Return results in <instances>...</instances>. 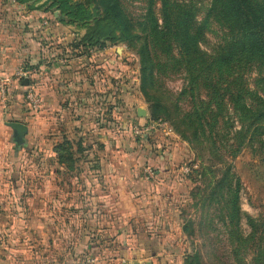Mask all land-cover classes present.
I'll use <instances>...</instances> for the list:
<instances>
[{
  "label": "rangeland",
  "instance_id": "1",
  "mask_svg": "<svg viewBox=\"0 0 264 264\" xmlns=\"http://www.w3.org/2000/svg\"><path fill=\"white\" fill-rule=\"evenodd\" d=\"M72 2L74 4L83 3V0H73ZM121 2L125 12L132 19L140 21L147 13L148 0H121ZM189 2L196 4L197 21L206 22L205 38L200 47L208 54H213L220 45L225 44L228 40L229 31L209 18L208 11L212 0L185 1V3ZM46 3L48 0H30L29 3L21 6L25 7V10H28L29 7L32 11L46 12ZM179 3H182V0H179ZM19 5L16 2L12 4L6 2L5 8H0V14L4 16L2 19H4L6 27L9 28L11 21L9 16L13 17L12 12L19 13ZM85 8L89 11L90 19L88 21L78 25L63 24L68 27L66 34H77L74 42L81 40L88 27H94L96 20L101 18L97 14L99 12L93 7L85 6ZM160 9L161 6L157 3L154 10L158 19L161 18ZM48 12V19L41 20L40 28H51L55 25L52 26L51 23L58 22L52 10ZM20 20L17 19L16 24L21 26L23 32L25 23ZM45 21L48 22L47 25L44 24ZM37 36L38 39L42 38ZM117 47L125 48V54L120 60L119 77L115 79L116 83L119 81L120 83L114 86V92L118 91L120 95L114 101L116 116L113 126H115L118 140L117 148L101 150L98 144L95 148L96 151H93L91 147V152L96 155L94 157L96 170H90V166L85 162L78 163L73 177L78 175L79 171H82V174L86 171L87 178L86 181L82 179L83 181L79 185L82 188L80 193L72 194L66 205H63L64 196H56L59 201L56 206L48 205L47 196L44 195L43 199L39 200V208L37 203L33 207L34 196L28 193L26 186L22 196L23 200L21 199V210L2 211L0 264H6V262L7 264H131L135 256L139 257L140 254L137 255L131 249L132 251L127 255L125 254L126 250L132 245H135L134 249L137 250L140 248V244L139 242L128 244L125 242L126 240L122 241V236L123 230L127 228L125 224L135 222V220H143L142 226L137 227L135 231L143 229L149 232L152 238L157 239L154 242L151 241L149 249H147L158 253V256L153 258L155 264H184L187 256L195 254L200 255L205 264H232L234 260L231 256L230 231L235 229L227 211L222 210V206H225L224 200L223 205H219L217 202H207L205 200L209 193L205 190L207 184L195 172L200 171L203 166L213 169L215 166L221 167L219 163L221 159L232 165V172L241 184L239 198L241 212L244 216L240 222V233L246 237L251 232V224L248 223L245 216L247 214L254 220L253 227L257 242H259L258 239L264 241V151L261 146L257 143L248 144L241 149L236 157L230 156L233 149L227 147L226 151L222 150L220 154L213 156L209 153L211 150L209 143H192L183 139L176 130L170 135L165 134L161 129L150 131L141 136L134 134V126H145L153 122L150 117L151 110L160 101L162 108L167 110L159 111L161 119L167 120L173 128V123L179 120L178 117H175L177 110L175 105H179L182 112L189 111L193 106V100L188 95L183 96L182 92L189 86L186 73L183 70L161 72L157 85L149 89L152 96L147 98L140 89L138 54L129 50L126 45L121 44ZM174 55L178 56L177 49L174 51ZM21 68V66H17L10 75H7L12 78L14 84L22 82L15 76ZM2 75L6 77L3 73ZM258 78L257 69L253 68L246 72L245 83L251 91L257 90ZM33 85L36 86L37 82L34 81ZM36 88L39 90L38 86ZM198 96L202 100H207V91L201 88ZM107 105L104 106L105 109L109 106ZM138 109L144 110L146 115L140 117ZM235 126L236 129H240L237 121ZM58 128L60 135L57 139H60L63 128ZM180 130H184V127L180 126ZM110 132L111 128L103 133L110 135ZM56 133L48 131L47 126L45 130L41 131L39 138L45 140L43 149H48L46 141L56 139ZM82 137L86 139L87 143L95 141L93 133L90 131H85ZM232 144L235 143L230 141L229 145ZM168 151L173 154L171 159L166 157ZM107 157H114V159L122 161L120 172L124 175L123 178L126 177V174L127 176L131 174L133 177L117 182L112 179L108 185L105 176L102 178L100 173L103 169L101 159L106 161ZM45 163L47 165V161ZM104 166H106L105 163ZM147 169L153 170L154 178H146L145 170ZM24 176L26 177L25 183L28 179L31 181V175ZM215 177L212 182L218 181L222 177L221 170L216 171ZM73 181H76V186H78L80 179H73ZM133 181L142 183L140 187L145 191L138 198L133 197V199L138 201L141 207L145 206L146 210L144 211H148L140 212L135 217H130L128 214L131 213L124 211V207L119 211H111V207H109L111 201L123 200L120 197V191L127 189L129 184H133ZM40 182L45 186L47 184L46 180ZM109 186L112 191L108 188ZM107 194L111 196H105ZM124 199L126 200L127 197ZM130 200L134 201L132 197ZM48 219L53 220L49 223L51 226L46 223ZM35 220H44L45 223L43 226L37 227ZM111 221H114L116 227H112ZM112 231L120 236L119 242L115 235L116 241L113 244L104 240V243L99 240L96 242L97 236L98 239L106 236L111 239ZM261 244L264 246V243ZM145 245L143 244V246ZM254 254L253 249L245 251L243 253L244 262L252 264L251 259Z\"/></svg>",
  "mask_w": 264,
  "mask_h": 264
},
{
  "label": "trees",
  "instance_id": "2",
  "mask_svg": "<svg viewBox=\"0 0 264 264\" xmlns=\"http://www.w3.org/2000/svg\"><path fill=\"white\" fill-rule=\"evenodd\" d=\"M6 1L20 5L30 2ZM72 1L48 0L46 10L58 13L56 20L65 25L88 21L89 11L85 6L93 7L101 16L94 27H88L81 40L71 44L74 55H85L94 48L126 45L139 56L140 89L147 98L152 96L149 89L157 85L161 72L183 70L189 86L182 93L192 98L193 106L182 112L179 105H175V117L179 120L173 123L174 129L171 127L173 132L176 130L192 143H209V153L213 156L230 147L233 149L230 156L236 157L244 146L253 143L259 144L264 151V0H212L209 18L230 34L213 54L200 47L205 38L206 22L197 21L193 2L148 0L147 13L138 21L125 12L121 0H83L75 4ZM157 3L161 6L160 19L154 10ZM176 49L178 56L174 55ZM253 68L259 72L256 91H251L245 83L246 72ZM201 88L207 91V100L198 96ZM161 105L160 101L152 107V123L167 122L159 114L161 110L167 111ZM236 121L240 129H236ZM180 126L184 130H180ZM230 141L235 144L229 145ZM91 149L83 137L77 141L63 137L55 152L58 163L69 170H75L81 161L87 163L90 170H96V155ZM219 163L221 167L203 166L195 172L207 184V202L223 205L224 200L222 210L227 211L235 229L230 231L232 264H246L243 253L250 249L255 252L251 263L264 264L261 244L264 241L258 239L257 242L253 218L245 214L251 224V232L246 237L239 231L244 216L239 198L241 184L229 162L221 159ZM219 170L222 177L212 182ZM184 264L205 263L195 254L187 256Z\"/></svg>",
  "mask_w": 264,
  "mask_h": 264
},
{
  "label": "crops",
  "instance_id": "3",
  "mask_svg": "<svg viewBox=\"0 0 264 264\" xmlns=\"http://www.w3.org/2000/svg\"><path fill=\"white\" fill-rule=\"evenodd\" d=\"M6 2L12 4L11 1L0 0V8H5ZM19 6V13L12 12L13 17L9 16L11 20L9 28L4 24V19H2L4 16L0 14V73L10 75L17 66L35 70L37 75L34 81L37 82L43 105L38 112H33L28 108L25 101L24 83L26 80L20 84L12 82L8 86L9 94L6 105L3 104L0 95V223L3 220L2 211L21 210V199L23 200L22 196L26 186L28 193L34 196L33 207L37 203L38 208L39 200L43 199L44 195L47 196L48 205L56 206L59 204L56 196H64L63 205H66L72 194L80 193L82 188L79 185L83 180L86 181L87 172L82 174V171H79L78 175L73 177L78 167L75 170H69L58 163L55 148L62 143L63 137L77 141L82 138L85 131H90L95 141L88 142V145L93 148V151H96L98 144L101 150L118 146L113 125L116 116L114 101L120 95L118 91L114 92V86L120 83V81L116 83L115 79L119 77L120 60L125 54V48L117 46L104 49L94 48L85 55H74L71 44L76 41V33L66 34L68 27L56 21L51 23L52 26L55 24L51 28H40L41 20H47L49 12L32 11L29 7L25 10V7ZM54 16L56 18L58 13H54ZM17 19L25 23L23 32L21 26L16 24ZM37 35L42 38L38 39ZM45 39L48 42L44 41ZM106 104L109 106L107 105L105 109ZM44 120L47 121L44 122ZM8 122H20L28 126L26 144L19 150L15 149L12 139L13 132L8 127ZM46 126L48 131L57 133L55 134L56 139L46 141L48 149H43L45 140L39 137ZM58 127L63 128L60 139H57L60 135ZM110 128V135L103 133L105 130L109 131ZM166 155L168 159L173 156L170 151L166 152ZM101 160L103 162L101 177L105 176L108 185L112 179L117 182L133 177L131 174L128 176L126 174L123 178L124 175L120 172L121 160L114 159V157H107L106 161ZM24 175H31V181L28 179L25 183ZM73 179H80L78 186ZM44 180L47 181L46 186L40 182ZM141 185L142 183L133 181L127 189L120 191V197L123 200H112L109 204L111 211H119L124 207V211L131 213L128 214L130 217H135L140 212L146 213L148 210L144 211L145 206L141 207L140 203L133 199L145 193ZM110 190L112 191L111 188ZM112 194L115 193L112 192ZM124 196L127 197L126 200ZM130 197L134 201H131ZM52 221L48 219L47 225L51 226L49 223ZM34 222L37 227L45 223L44 220ZM142 222L143 220H135V222L125 224L127 228L123 230L122 241L126 240L128 244L137 242L140 244L137 250L134 249L135 245H132L125 254L128 255L133 249L140 256H135L132 263L152 262L155 264L153 258L157 257L158 253L147 249H149V243L157 239L152 238L149 232L143 229L135 231L137 227L142 226ZM111 225L116 227L114 221H111ZM109 232L111 233L110 229ZM110 235L111 239L108 236L98 239L97 236L95 240L102 243L104 240L110 244L120 240V236L114 234V231ZM114 235L118 239L115 240ZM143 244L146 245L143 246Z\"/></svg>",
  "mask_w": 264,
  "mask_h": 264
},
{
  "label": "built area",
  "instance_id": "4",
  "mask_svg": "<svg viewBox=\"0 0 264 264\" xmlns=\"http://www.w3.org/2000/svg\"><path fill=\"white\" fill-rule=\"evenodd\" d=\"M14 3L15 1H11ZM45 25L48 24L47 21L44 22ZM37 75V72L32 69H24L21 68L17 71L15 74L16 78L20 81H28L29 85L26 87L25 91V101L28 106V108L33 112H38L43 105V98L37 90V85L34 86V78ZM13 82L12 78L5 77L0 73V95L3 104H7L8 102V94H9V88L8 86ZM32 82V83H31ZM161 129L164 130L165 134L170 135L173 134V129L167 122H158V123H151L147 124L145 126H134L133 133L137 136L144 135L150 131ZM155 173L152 169L145 170V176L147 179L154 178Z\"/></svg>",
  "mask_w": 264,
  "mask_h": 264
},
{
  "label": "water",
  "instance_id": "5",
  "mask_svg": "<svg viewBox=\"0 0 264 264\" xmlns=\"http://www.w3.org/2000/svg\"><path fill=\"white\" fill-rule=\"evenodd\" d=\"M24 85L27 87L29 85V82L25 81ZM138 115L140 117H144L146 114L144 110L139 109ZM7 125L12 129L13 132L12 139L15 145V149L19 150L26 144V136L29 131L28 126L20 122H8ZM132 264H140V263L134 262ZM145 264H153V263L146 262Z\"/></svg>",
  "mask_w": 264,
  "mask_h": 264
}]
</instances>
